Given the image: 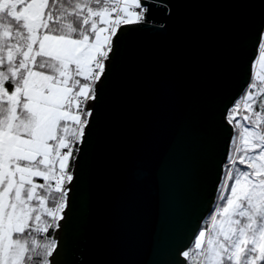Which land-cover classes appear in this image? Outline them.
<instances>
[{
    "label": "snow or ice",
    "instance_id": "obj_1",
    "mask_svg": "<svg viewBox=\"0 0 264 264\" xmlns=\"http://www.w3.org/2000/svg\"><path fill=\"white\" fill-rule=\"evenodd\" d=\"M216 6L248 7L253 22L233 44L168 264H264V0L208 5ZM155 10L163 13L159 22ZM228 19V12L219 21L177 18L172 0H0V264H133L109 252L90 261L64 238L74 220L85 223L102 116L129 35L166 34L173 21L177 29L169 68L144 84L147 130L189 106L201 80L215 74L211 58L199 75L190 66L208 28Z\"/></svg>",
    "mask_w": 264,
    "mask_h": 264
},
{
    "label": "water",
    "instance_id": "obj_2",
    "mask_svg": "<svg viewBox=\"0 0 264 264\" xmlns=\"http://www.w3.org/2000/svg\"><path fill=\"white\" fill-rule=\"evenodd\" d=\"M223 0H172L177 18L205 15L226 23L210 26L202 36L190 71L199 75L209 58L215 74L201 80L198 94L187 107L173 108L161 121L144 129L140 111L144 84L150 74H162L171 64L177 47V29L172 22L166 34H130L121 74L114 76L102 120L95 173L83 227L74 220L64 237L79 246L90 261L110 254L133 264H168L175 229L196 191L202 159L209 144L214 119V101L229 64L236 55L233 44L251 26L252 9L208 7ZM243 5L254 0H234ZM159 22L163 13L153 12ZM237 87L227 91L235 95ZM227 146V140L221 148ZM147 168L149 175L137 171ZM212 187H215L213 185ZM135 193L129 200L124 193ZM63 223V222H62ZM78 259L79 256L77 255Z\"/></svg>",
    "mask_w": 264,
    "mask_h": 264
}]
</instances>
